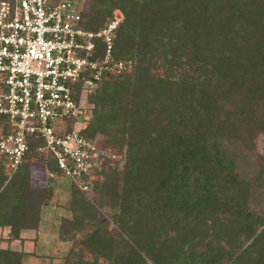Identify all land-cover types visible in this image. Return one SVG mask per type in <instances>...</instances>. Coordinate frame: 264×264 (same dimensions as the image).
Listing matches in <instances>:
<instances>
[{
  "label": "trees",
  "instance_id": "trees-1",
  "mask_svg": "<svg viewBox=\"0 0 264 264\" xmlns=\"http://www.w3.org/2000/svg\"><path fill=\"white\" fill-rule=\"evenodd\" d=\"M85 2L88 30L120 13L111 53L133 61L130 73L102 79L87 97V135H102L117 154L91 174L89 193L112 209L120 236L104 231L96 207L70 183L72 219L58 228L61 241H73L64 264L71 256L72 264H264V216L250 209L262 177L238 173L239 157L264 133V0ZM28 144L10 177L0 160L8 241L38 228L47 199L49 188L31 183L30 161L58 171L36 151L40 139ZM224 240L245 246L232 251ZM24 254L0 247V264H21Z\"/></svg>",
  "mask_w": 264,
  "mask_h": 264
},
{
  "label": "built area",
  "instance_id": "built-area-1",
  "mask_svg": "<svg viewBox=\"0 0 264 264\" xmlns=\"http://www.w3.org/2000/svg\"><path fill=\"white\" fill-rule=\"evenodd\" d=\"M84 2L0 0V160L10 177L28 139H40L36 151L50 154L56 173L87 196L91 174L117 156L102 135H87V97L102 79L130 73L132 61L111 53L120 13L88 30ZM96 39L104 46L101 56Z\"/></svg>",
  "mask_w": 264,
  "mask_h": 264
},
{
  "label": "rangeland",
  "instance_id": "rangeland-1",
  "mask_svg": "<svg viewBox=\"0 0 264 264\" xmlns=\"http://www.w3.org/2000/svg\"><path fill=\"white\" fill-rule=\"evenodd\" d=\"M89 105L90 109H92V104L89 103ZM252 148L253 149L250 150V152H245V154H247L246 156L239 157L240 168L238 169V173L241 178H249L251 175H260L262 177L261 181L259 182L261 183L260 186L252 190L250 209H252L251 212L264 216V133H257ZM121 151L122 152L119 153L125 156L124 148ZM30 169L31 183L40 186L46 185V187L49 189L48 197L43 203L45 207H43L41 210V227L39 231L44 235H40L42 238L38 243L43 245H35L33 248V250L37 253L36 259L32 258L33 260L31 261L25 260L22 264H64V257L68 255L70 248H72L73 241H63L61 244V242H59L57 239L56 230L58 224L60 223L59 221L63 216L68 219H72V215L70 214L68 208V200L70 198V181L60 173L49 175L48 172H46L43 168V164L37 160L30 161ZM257 170L259 171L256 172ZM85 197L96 207V210L100 216V221L102 223L100 225L105 226V228L102 226L104 231L112 236V238L118 240L120 236V230L115 225L111 217L112 209L108 210L106 207H99L94 201L96 194L88 192L87 196ZM94 224H96L95 221H92L88 223V226L92 228ZM234 242L237 244L240 243V237ZM77 245L78 244H75L74 247L76 250L79 249V246ZM221 245L226 247V249L229 248L230 250L236 252H240L245 246L234 245V243L233 245H228L226 240L221 241ZM201 248L202 246H199L197 249ZM91 257V255L87 254L84 259H91ZM74 259H76V257L74 258L71 256V262L66 264H72Z\"/></svg>",
  "mask_w": 264,
  "mask_h": 264
},
{
  "label": "crops",
  "instance_id": "crops-1",
  "mask_svg": "<svg viewBox=\"0 0 264 264\" xmlns=\"http://www.w3.org/2000/svg\"><path fill=\"white\" fill-rule=\"evenodd\" d=\"M32 185L33 186H40V185H34V184H32ZM40 187H43V186H40ZM47 197H48V195H47ZM43 207H45L44 204L41 206V210L43 209ZM41 210H40L38 228L36 230H23V231H21L19 239H13L11 241H8V238H9L8 228H1L0 227V247H10V248L15 249V250H21L23 253H25L22 257L21 264L25 260L31 261L33 259H36L37 253L33 250V248L35 247V245H43L41 243L40 244L38 243V242H40L39 240H41V238H42V237H40V235L41 236L44 235L43 233H40V231H39V229L41 227ZM63 217H65V216H63ZM58 228H59V224H58L56 233H57L58 241L61 242V244H62L63 241H60L59 237H58ZM31 245H32V247H31Z\"/></svg>",
  "mask_w": 264,
  "mask_h": 264
}]
</instances>
